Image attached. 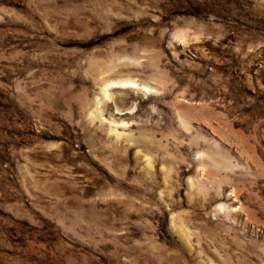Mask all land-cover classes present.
<instances>
[{
	"label": "rangeland",
	"instance_id": "rangeland-1",
	"mask_svg": "<svg viewBox=\"0 0 264 264\" xmlns=\"http://www.w3.org/2000/svg\"><path fill=\"white\" fill-rule=\"evenodd\" d=\"M0 264H264V0H0Z\"/></svg>",
	"mask_w": 264,
	"mask_h": 264
}]
</instances>
